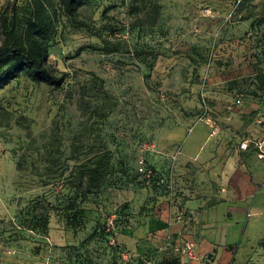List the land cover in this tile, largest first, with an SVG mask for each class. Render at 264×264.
Here are the masks:
<instances>
[{
  "label": "rangeland",
  "instance_id": "obj_1",
  "mask_svg": "<svg viewBox=\"0 0 264 264\" xmlns=\"http://www.w3.org/2000/svg\"><path fill=\"white\" fill-rule=\"evenodd\" d=\"M12 1L19 16L29 5V0H0V8ZM120 1L91 0L72 23L57 12V0H48L55 9V34L47 64L55 75H64L62 84L53 88L18 77L0 90V264H72L79 255L86 264L123 263L127 253L119 249L116 232L143 227L146 217L160 211L162 196L141 182L135 159L145 156L151 144H160L161 133L180 121L190 123L189 128L195 125L205 99L202 81L198 67L184 61L171 65L181 75L151 78L152 67L129 54L152 45L144 26L149 0H140L141 6L130 12V6L107 8ZM188 1L186 15L192 10ZM104 9L108 14H102ZM241 12L250 20H264V0L246 1ZM194 14V23L226 21L204 0L195 1ZM114 16L119 20L108 19ZM102 40L119 41L122 49L105 54ZM168 43L164 39L157 52H169ZM178 82L188 101L184 107L176 102ZM105 149L112 173L97 194L79 203L71 189L72 175ZM71 202L74 210L68 208ZM44 211L48 231L39 235L26 221ZM72 213L82 225L70 234L65 220ZM68 243L79 248L69 254ZM136 260L150 262L145 253Z\"/></svg>",
  "mask_w": 264,
  "mask_h": 264
},
{
  "label": "crops",
  "instance_id": "obj_2",
  "mask_svg": "<svg viewBox=\"0 0 264 264\" xmlns=\"http://www.w3.org/2000/svg\"><path fill=\"white\" fill-rule=\"evenodd\" d=\"M195 1L187 2L192 10L184 21L185 0H149L147 6L156 7H148L151 18L146 25L165 30L167 47L180 52L168 48L150 77L181 75L171 65L191 64V48L207 50V62L196 72L212 124L189 128L182 120L161 133L160 144L148 147L146 161L169 176L172 191L162 196L160 211L146 217L143 227L116 235L117 245L127 253L118 264H137L140 253L155 255L147 264H163L171 257H177L178 264H264V157L259 158L252 143L239 147L244 141L264 140V97L246 96L241 105L234 103L236 91H248L246 79L254 75L256 38L250 21L239 20L240 14L222 0L204 2L218 8L225 23H194ZM182 84L178 82L181 95L176 102L184 107L188 101ZM185 242L194 245L193 257L173 250Z\"/></svg>",
  "mask_w": 264,
  "mask_h": 264
},
{
  "label": "trees",
  "instance_id": "obj_3",
  "mask_svg": "<svg viewBox=\"0 0 264 264\" xmlns=\"http://www.w3.org/2000/svg\"><path fill=\"white\" fill-rule=\"evenodd\" d=\"M225 3L229 2L231 7L233 8L235 5V0H222ZM246 1L249 0H240V2L235 6L233 11L240 14L241 9L244 7ZM91 2V0H57V12L63 15L66 19L71 21L72 23H76V19L78 16V10L81 7L87 6ZM113 5L107 8H113L120 6H130L131 10L137 8L140 5V0H132L130 3H126V0H121L120 4H116L112 2ZM136 5V6H135ZM157 5V4H156ZM4 6L0 8V15L4 10ZM51 4L48 0H29V5L27 9L23 12L22 15L19 16L17 12V7L12 1L8 3V7L5 13L0 18V90L7 86L12 80L18 77H25L36 85L46 84L53 88L59 87L63 82L64 75L57 76L50 69L47 64L48 61V50L49 43L52 40L55 34V23L54 17L55 9L51 8ZM156 6L149 7L151 11L154 10ZM51 8V9H50ZM231 8V9H232ZM102 14H108L106 9L103 10ZM150 16V11L148 13ZM150 17H148V21L146 23H150ZM111 21L119 20V18L114 16ZM135 19L131 18L130 21ZM249 20L251 23V36L256 38V44L258 48V55L255 57V67H254V75L252 77H248L246 79L249 89L248 91H236V99H242L246 96L260 97L263 99L264 97V20H250L248 15L239 16V20ZM121 22V21H119ZM118 22V23H119ZM117 23V21H116ZM145 23V28L147 29L149 39L150 48H142V49H133L129 51V54L138 58L143 64L148 65L149 67H154L156 60L159 56H162L161 53L157 52V48L163 47L162 41L166 39L165 30L160 27L149 25L147 26ZM155 24V23H152ZM78 26H85L83 23H77ZM137 28H140L136 25ZM156 45H153V43ZM102 47L101 52L105 54H110L112 52H118L122 49V44L119 41H101ZM171 49L170 47H168ZM177 49H171L173 54H180V52H174ZM191 53L194 54V59L192 60L190 65L197 68L199 64L207 62L208 51L207 54L204 55L203 49L200 47L191 48ZM166 53V52H165ZM76 54H79L77 51ZM186 60V56H183ZM209 59V58H208ZM263 64V67L258 66ZM198 65V66H195ZM258 66V67H257ZM151 68V70H152ZM151 76V71H150ZM235 99V100H236ZM207 105V104H206ZM202 113H199L200 116ZM197 116V117H198ZM196 117V118H197ZM143 156L146 167L152 173V177L150 179H145L142 177V174L138 173L136 167V160L138 156ZM89 161L81 164L77 168V174L72 175L71 189L73 190L74 198H79V203L83 202V200L87 199L91 195H95L101 190V188L105 185L106 180L111 175V165H110V153L105 149L104 151H99L91 157ZM94 158V159H93ZM135 173L139 177L142 183H144L147 187L154 190L155 195L159 196H167L169 193L167 183L165 182L168 176L156 169H154L148 162L143 154H138L135 159ZM162 179L163 184H159L158 180ZM69 209L74 210L75 204L73 202L68 206ZM81 219L75 216V213L66 216L65 225L69 229V233L72 234L78 228L76 225L81 226ZM27 222L28 229L32 232H36L39 235L47 234V224H48V216L47 213H38L30 217ZM127 229H120L116 232V235L119 233H126ZM68 252L72 254L76 252L79 248L78 245H70L68 243ZM110 244V243H109ZM82 246V245H81ZM114 249L117 245H113ZM120 249V248H119ZM154 256H149V261L154 262ZM85 256H74L72 264H86L88 261L84 258ZM66 262L69 261V257L65 259ZM86 262V263H85ZM179 259L177 257H171L163 261V264H178Z\"/></svg>",
  "mask_w": 264,
  "mask_h": 264
},
{
  "label": "built area",
  "instance_id": "obj_4",
  "mask_svg": "<svg viewBox=\"0 0 264 264\" xmlns=\"http://www.w3.org/2000/svg\"><path fill=\"white\" fill-rule=\"evenodd\" d=\"M240 2V0H235V5L232 8V10L235 9V6ZM206 14H210V9H205L204 10ZM202 105H201V109H202V113L200 116L197 117L196 119V123H203L206 126H210L212 124V121L209 117V113H210V109L209 107L206 105V102L204 99H202L201 101ZM235 105L239 106L241 105V100L240 99H236L235 100ZM253 144V146L258 150L259 153V158H263L264 157V140H253L252 142L250 141H244L240 144V149H246L249 144ZM136 167H137V171L138 173L142 174V177L145 179H150V177H152V173L149 169H147L146 167V163L145 160L143 158V156L139 155L137 160H136ZM169 177V176H168ZM163 180L159 179L158 183L159 184H163ZM167 183V187H168V191L169 193H171L172 191V184L169 178L166 179L165 181ZM173 250L176 253L182 254V255H186L188 257H193L194 256V245L192 243L189 242H185L182 246L179 245H174L173 246Z\"/></svg>",
  "mask_w": 264,
  "mask_h": 264
},
{
  "label": "water",
  "instance_id": "obj_5",
  "mask_svg": "<svg viewBox=\"0 0 264 264\" xmlns=\"http://www.w3.org/2000/svg\"><path fill=\"white\" fill-rule=\"evenodd\" d=\"M6 9H7V6L4 8V10H3L2 14L0 15V18H1V17H2V15L5 13Z\"/></svg>",
  "mask_w": 264,
  "mask_h": 264
}]
</instances>
